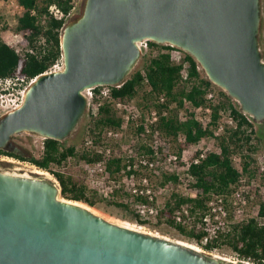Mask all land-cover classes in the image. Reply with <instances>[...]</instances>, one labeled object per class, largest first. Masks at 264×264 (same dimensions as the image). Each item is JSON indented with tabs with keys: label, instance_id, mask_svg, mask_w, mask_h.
Segmentation results:
<instances>
[{
	"label": "water",
	"instance_id": "1",
	"mask_svg": "<svg viewBox=\"0 0 264 264\" xmlns=\"http://www.w3.org/2000/svg\"><path fill=\"white\" fill-rule=\"evenodd\" d=\"M263 0H82L61 34L63 69L40 75L0 118V150L24 133L68 140L86 116L83 91L123 85L138 43L190 55L208 80L264 124ZM0 264H237L113 222L66 200L50 176L0 171ZM245 264V263H241Z\"/></svg>",
	"mask_w": 264,
	"mask_h": 264
},
{
	"label": "trees",
	"instance_id": "2",
	"mask_svg": "<svg viewBox=\"0 0 264 264\" xmlns=\"http://www.w3.org/2000/svg\"><path fill=\"white\" fill-rule=\"evenodd\" d=\"M16 1L23 8V12L13 31L22 38L26 48L19 53L10 46L3 34L12 28L8 26L2 28L0 18V79L19 78L30 82L48 73L61 62L62 29L71 18L77 0ZM52 5L61 9L64 18L58 20L49 16L48 8ZM260 39L264 52V26ZM148 45L138 68L121 87L112 88V95L120 101L139 97V105L143 109L150 107L166 109L168 114L160 119L157 129L162 137L169 141L173 153L180 154L183 149L198 144L205 138H214L220 153H209L206 158L201 159L198 164L191 165L189 169V173L196 178L193 187L197 190L198 196L192 198L177 194L168 202L159 217V220L165 218L166 222L186 240L201 244L204 232L198 230L196 224L190 228V224L176 223L175 213L188 206L191 217L196 213L204 215L207 211L206 202L213 195L222 194L228 200L240 177V172L233 166V154L242 153L243 170L249 173L253 158L243 153L254 152L259 148L258 145L252 144V136L257 134L256 128L263 124H256L253 118L243 114L238 102L212 84L190 55L169 45H158L151 41ZM175 52L181 54L180 62L172 59ZM210 95L213 96L212 99H209ZM161 96L164 97L163 103L160 101ZM185 101L190 102L195 108L210 107L211 121L203 126L192 113L181 117L180 112L185 109ZM174 105L175 108L172 107ZM222 112L230 113L233 123L224 125V130L216 135ZM121 123L122 120L112 105L105 104L100 110L99 117L88 123V130L90 134L98 137L105 129L118 128ZM181 136L185 138V142H180ZM256 141L258 144L261 142L258 134ZM0 155L31 163L40 170L49 172L59 182L61 196L66 200L83 202L93 208H99L98 202L102 200L109 206L123 210L124 219L139 225L148 223L133 211L130 203L99 198L97 194L89 193L80 180L68 175L63 165L70 157L79 154L75 146H67L65 141L43 140L40 156L27 157L17 151L4 150H0ZM81 159L93 161L88 154H82ZM122 165V160H114L109 168L117 172ZM171 180L175 182L178 178L176 179L174 175H164V182ZM259 216L264 218V202L260 204ZM204 248L209 252L229 250L242 261L264 264V224L260 225L255 219L235 224L229 233L219 235L204 245Z\"/></svg>",
	"mask_w": 264,
	"mask_h": 264
},
{
	"label": "built area",
	"instance_id": "3",
	"mask_svg": "<svg viewBox=\"0 0 264 264\" xmlns=\"http://www.w3.org/2000/svg\"><path fill=\"white\" fill-rule=\"evenodd\" d=\"M3 3L8 9L17 8V12H13L14 21L17 23L23 8L19 6L16 0H3ZM48 14L58 20L64 18V13L56 5L48 8ZM15 37L19 36L15 34ZM148 42L145 40L138 43L143 54L149 47ZM9 44L13 47L11 43ZM172 59L180 62L181 54L173 53ZM57 65L49 72L61 70L56 69ZM183 73L185 75V71ZM35 80L26 82L19 78L0 79V107L3 109V115L23 104L25 91ZM112 88V86H99L83 91L88 102L87 112L91 120L94 121L99 117L101 108L105 104H110L121 118V126L107 128L98 137L92 134L88 135L81 149L77 150L79 156L70 157L63 165L64 171L72 159L77 157L84 170L85 183L89 190L97 192L106 199H116L120 196L125 204L130 203L131 208L143 220L148 221V223L159 221L160 214L166 209L168 202L177 194L192 198L198 196L197 190L193 187L196 178L189 173V169L191 165L198 164L201 159L206 158L209 153H220V151L218 148L214 150L203 147L195 148L206 139L214 140V138L209 137L198 144L183 149L180 154L173 153L169 141L163 138L157 129L160 119L167 116V110L155 107L143 109L134 99L129 101L117 100L112 95ZM212 97L210 95L209 99ZM160 101L161 103L164 102L163 96H161ZM172 107L175 108L176 105ZM189 113H192L203 126L211 121L212 111L210 107L195 108L190 102L185 101V109L180 112V116L184 117ZM221 117L220 127L216 135L224 130V125L233 123L230 113L222 112ZM179 140L185 142V138L182 136ZM194 148L195 151L192 152ZM82 154H88L89 157L93 158V161L81 159ZM119 159L123 161L122 168L117 172L114 171V173L109 165L112 161ZM232 161L233 166L240 172V177L228 200H226L225 195H213L206 202L207 211L204 215L196 213L194 217H191L188 206L175 213L176 223L190 224V228L196 224V228L204 232L205 235L201 239V244L194 242L204 250V245L218 238L219 235L229 233L235 224L250 219L257 220L260 225L264 224V218L259 216L260 204L264 202V185L260 184V181L264 180V152L261 157L260 155L257 157L258 169L254 178L248 177L243 170L241 154H233ZM164 175H174L178 181L164 182ZM125 197L126 200H124ZM256 199L258 202L253 206ZM237 259L241 263L252 264L242 261L238 257ZM233 262L237 263V261Z\"/></svg>",
	"mask_w": 264,
	"mask_h": 264
},
{
	"label": "rangeland",
	"instance_id": "4",
	"mask_svg": "<svg viewBox=\"0 0 264 264\" xmlns=\"http://www.w3.org/2000/svg\"><path fill=\"white\" fill-rule=\"evenodd\" d=\"M81 3H82V0H77L75 2V8L72 12L71 17L80 14ZM263 4H264V0H263ZM13 12H17V8L8 9L7 6L3 3V0H0V18H2L1 27L3 28L4 26H8V27L12 28L8 33H6V34L4 33L3 37L8 41V43H11V45L14 47V49L19 51V53H22L23 49H25L26 47L23 43L22 38L16 32L13 31L17 25V23L14 21L15 17L13 16ZM263 26H264V20H263V24H262V30H263ZM262 30H261V33H262ZM15 34H17L19 37H15ZM260 42H261V39H260ZM261 49H262V47H261ZM262 51H263V49H262ZM139 64H140V62H139ZM139 64L137 65L136 68H138ZM56 69L57 70L63 69V61L62 60L57 65ZM134 100L139 105L140 98L138 97V98H135ZM4 115H3V109L0 107V118ZM90 122H92V120H91V118L87 112L86 116L80 122L79 126L73 132L71 137L65 141L66 145L67 146L73 145L76 147L77 150H80L81 146L83 145L85 138L88 135H91L89 130H88ZM256 130H257L256 131L257 134L259 135V137L261 139V142L259 144L257 143V141H256L257 134H256V135L252 136L253 137L252 144L258 145L259 148L254 152H244L243 153L246 156L250 155V157L253 158L252 166H251L250 170L248 171L249 173L246 172L247 176L250 178L256 177L257 169H258L257 157L259 155L261 157L263 155V152H264V124L259 125L256 128ZM13 146H14V151H17L20 154H23L27 157L40 156L42 153V150H43V140L40 138H37V137H34V136H31V135L24 133L22 135L15 136L13 138ZM199 147H203L204 149L210 148L211 150L212 149L214 150V149H216V143L214 140L212 141L211 139H206L204 142H201L198 147H195V148H199ZM195 148L192 149V152L195 151ZM238 154H239V152L236 153V155H238ZM240 154H242V153H240ZM36 170L42 171L39 168H37L36 166L32 165L31 163L19 161L15 158L0 155V171L1 172L9 173V174H24V175L28 176V175H31L32 173H34ZM66 171H67L66 173L68 175H72L77 180H80L84 184V186H86V183H85L86 178H85L84 170L80 166V160L77 157L72 159V161L68 165V168L66 169ZM44 172H46V171H44ZM47 173H48L47 176H50L52 179L57 181V179L55 177H53L49 172H47ZM57 183H59V182H57ZM260 184L264 185V180H261ZM87 190L89 193L97 194V196L99 198L106 199V198L100 196L97 192L89 190L88 188H87ZM126 199L127 198L125 197L124 200H126ZM113 200L117 201L119 203H125L123 200H121L120 196H118V198L113 199ZM257 202H258V200L256 199L253 202V206L256 205ZM98 206H99V208H94V209L97 210L100 214H102L106 218L112 220L113 222H116L119 224L129 223L135 229H139L143 232L151 233L154 235H159V236H162V237H165V238H168L171 240H175V241H181V242H184L186 244H190L196 248H199L201 251H203L207 254L218 256V257L224 258L228 261L232 260V262L237 261V264H241L240 260L237 259L236 255L231 253L229 250H215V251L209 252V251L204 250L202 247L198 246L196 243L191 242L189 240H186L184 237L179 235V233L176 232L166 222L165 218H163L162 220L156 221V222L146 223L145 225H139L137 223H132V222L124 219L123 217L125 214L123 213V210H121L117 207H114V206H109L105 202H103L102 200L98 202Z\"/></svg>",
	"mask_w": 264,
	"mask_h": 264
},
{
	"label": "bare ground",
	"instance_id": "5",
	"mask_svg": "<svg viewBox=\"0 0 264 264\" xmlns=\"http://www.w3.org/2000/svg\"><path fill=\"white\" fill-rule=\"evenodd\" d=\"M34 173H37V174H41V175H45V176H47V172H44V171H39V170H36ZM122 225H125V226H127V227H130V228H134V227H132L131 226V224H129V223H123ZM189 246H192V245H190V244H188ZM193 248H196V247H194V246H192ZM196 249H198V248H196ZM200 250V249H199Z\"/></svg>",
	"mask_w": 264,
	"mask_h": 264
}]
</instances>
